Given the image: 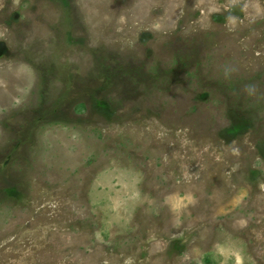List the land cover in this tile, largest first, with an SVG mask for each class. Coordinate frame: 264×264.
<instances>
[{
  "label": "rangeland",
  "instance_id": "374dc122",
  "mask_svg": "<svg viewBox=\"0 0 264 264\" xmlns=\"http://www.w3.org/2000/svg\"><path fill=\"white\" fill-rule=\"evenodd\" d=\"M0 264H264V0H0Z\"/></svg>",
  "mask_w": 264,
  "mask_h": 264
}]
</instances>
